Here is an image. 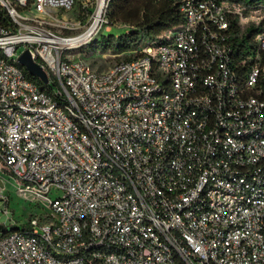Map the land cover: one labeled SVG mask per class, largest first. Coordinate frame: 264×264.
Wrapping results in <instances>:
<instances>
[{"label":"built area","instance_id":"obj_1","mask_svg":"<svg viewBox=\"0 0 264 264\" xmlns=\"http://www.w3.org/2000/svg\"><path fill=\"white\" fill-rule=\"evenodd\" d=\"M174 1L179 26L98 69L52 27L80 0H0V211L7 180L44 207L0 264H264V5ZM81 3L97 36L109 0Z\"/></svg>","mask_w":264,"mask_h":264},{"label":"trees","instance_id":"obj_2","mask_svg":"<svg viewBox=\"0 0 264 264\" xmlns=\"http://www.w3.org/2000/svg\"><path fill=\"white\" fill-rule=\"evenodd\" d=\"M233 1L241 3L247 8L257 4L264 5V0ZM75 7L78 13L77 17L83 20L87 19L89 14L93 12V8L84 7L81 2H77ZM107 7L112 10V20L125 22L134 27L128 32L118 35L115 33H102L99 36H94L88 43L87 49L102 52L111 51L116 54L131 52L130 55H124L121 60H131L138 56L140 54V46L146 40L157 39L165 31L179 26L184 21V15L180 11L178 3L174 0H109ZM233 23L237 26L235 20ZM257 31L258 28L249 27L246 34L234 40L235 44L241 48L247 46L246 43ZM26 73L30 79L37 82L41 88L46 89L49 93H53L58 87L56 80H51L50 83L45 84L37 77L29 74V72L26 71ZM14 228L19 229L18 226H14Z\"/></svg>","mask_w":264,"mask_h":264},{"label":"rangeland","instance_id":"obj_3","mask_svg":"<svg viewBox=\"0 0 264 264\" xmlns=\"http://www.w3.org/2000/svg\"><path fill=\"white\" fill-rule=\"evenodd\" d=\"M80 2H85L90 5L89 0H80ZM76 8V7H75ZM73 8L71 11L61 13L59 12L57 15V19L61 20L64 15L70 21L74 22L77 27L74 29H61L59 23H54V31L56 33L62 34V36H77L87 29L89 26L90 18L93 15V12L89 14L87 19L83 20L77 17L78 13L76 9ZM78 9V6H77ZM112 10L105 9L103 16L108 19V22H105L102 25L101 30L98 33V36L102 33H115L122 34L128 32L134 26L125 23V22H117L111 19ZM93 37H89L86 40L81 41L83 44L77 43L73 48L67 50L70 57H84L87 58L95 68L105 69L114 63L120 61L124 58V55H130L131 52H127L124 54H116L111 51L102 52V51H93L87 49L88 43L92 40ZM22 47L20 50L22 51ZM5 191L7 192V199L10 203L8 212L0 211V229L4 227L5 224L11 225L17 221L19 224H23L29 221V218L32 217L34 213H40L43 211L44 207L42 205L37 206L33 201H30V197L26 195H22L18 193L17 187L14 185L12 180H7L5 185ZM55 196V194H54ZM1 198V196H0Z\"/></svg>","mask_w":264,"mask_h":264},{"label":"water","instance_id":"obj_4","mask_svg":"<svg viewBox=\"0 0 264 264\" xmlns=\"http://www.w3.org/2000/svg\"><path fill=\"white\" fill-rule=\"evenodd\" d=\"M19 63L26 69L29 74L32 76L37 77L43 83H49V75L48 72L42 67V65L37 62L29 49H25L21 52L20 56L18 57Z\"/></svg>","mask_w":264,"mask_h":264},{"label":"bare ground","instance_id":"obj_5","mask_svg":"<svg viewBox=\"0 0 264 264\" xmlns=\"http://www.w3.org/2000/svg\"><path fill=\"white\" fill-rule=\"evenodd\" d=\"M101 14L102 13H101V9H100V10H98V13L95 15L93 22L90 23L88 28L86 30H84L82 33L78 34L77 36H69L68 38L58 39L57 41H59L61 43L73 45V44H76L80 41L88 39L91 36V34L93 33V31H95V29L98 28V24L101 20Z\"/></svg>","mask_w":264,"mask_h":264}]
</instances>
